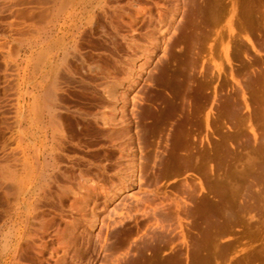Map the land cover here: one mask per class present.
<instances>
[{
	"label": "rangeland",
	"instance_id": "374dc122",
	"mask_svg": "<svg viewBox=\"0 0 264 264\" xmlns=\"http://www.w3.org/2000/svg\"><path fill=\"white\" fill-rule=\"evenodd\" d=\"M96 1L70 35L67 60L59 61L57 76L46 82L55 95L51 97L59 134L51 127L45 133L36 120L43 97L28 98L33 129L24 135L19 131L22 85L19 71H9L7 65L16 62L20 44L8 18L0 16V164L15 156L19 169L27 167L21 176L23 189H31L42 170L41 183L46 186L33 195L29 206L0 189V227L8 221L0 231L1 264L9 261L8 249L15 243L14 264H193L195 236L188 230L185 205L206 195L198 177L207 187V176L194 168L163 174L150 160L149 154L157 153L159 159L170 152L176 120L154 135L148 147L143 145L145 150L138 148L144 130L141 117L148 107L163 108L153 102L162 97L188 98L191 103L183 110L191 119L186 142L202 153L203 167L204 153L213 146L217 173L223 176L236 168L240 185L248 179L255 183L244 210L239 209L243 186L234 202L222 196L226 189L215 188L214 198H224L236 214L232 223L219 215L226 226L215 240L219 257L212 258V264H264V0L236 1L238 8L235 0H226L222 17L219 14L217 20L214 14L213 19L210 12L204 16L209 20L196 18L204 24L192 33L188 25L195 18L189 12L202 0ZM233 4L239 15L233 17L230 31ZM188 37L196 41L192 44ZM228 43L231 63L225 55ZM36 51L30 57L31 69L45 60ZM167 61L172 77L183 70L174 77L182 80L178 94L159 83ZM37 73L33 79L39 80ZM188 84L199 91L191 92ZM191 99L197 100L194 106ZM114 108L115 120L110 122ZM209 110L215 119L213 130L206 123ZM140 163L142 169L138 166L134 178H128Z\"/></svg>",
	"mask_w": 264,
	"mask_h": 264
},
{
	"label": "bare ground",
	"instance_id": "6f19581e",
	"mask_svg": "<svg viewBox=\"0 0 264 264\" xmlns=\"http://www.w3.org/2000/svg\"><path fill=\"white\" fill-rule=\"evenodd\" d=\"M193 1H198V0H193ZM224 1H226V0H202V2H200V3H198L199 2L198 1L197 3L199 5L198 6L196 5L197 8L195 7V9H194L196 11H192L193 7L191 6L192 10L191 11L189 10L190 11L189 13L192 14L193 18L198 19V17H199L201 20H203L201 17H204L207 14H210V12H211L213 14H210L208 16H213L214 18L211 17L213 19H216V17L218 16L217 17V20H218L219 14H221L220 17H222L221 12L223 11V7L226 6V5H224ZM236 1L240 2V3H241V1H242V3L247 2V0H235V1H233V3H235ZM249 1H251V0H249ZM95 2H97V1L96 0H0V16L4 15V16H6V18H8L7 23H8L9 29H11V31L13 30L15 32V40H16V42L17 41L19 42V43L17 42L18 44H20L19 49H18V53H17L16 62L13 61L11 63H8L7 69H9V71H12L13 69H17L19 71L17 74L20 76L19 79L21 81L20 83L22 85V91L20 89V95L18 98L19 114L20 115H19V123H17V124L19 126V131H21L22 135H24L26 132L33 129V126H32V124H30L31 122H29V117H28L29 116V107H30V105L28 103V101H29L28 98H30V97H33L32 99H34L35 101H37L38 97L40 100H42L41 98L43 97L42 107H40L38 109L40 112H39V116H37V118H36V120L39 124H43V127H44L43 131H45V133H47V131L49 130L48 128L51 127V128H53V130H55V133H57V134L60 133L61 126H60V123L58 122V120L55 116L56 112L54 113L55 110H53L55 100L53 101V98L51 97V96H55V95H52L53 91L50 90V89H52V87H51L52 85L50 86V84H49V86H48V85H46V82L52 75H54L53 77H55V75L59 71V70H57L59 67L58 64H60L59 61H61V60L63 61L64 59L67 58L66 55H68V53L70 52L69 51V46H70L69 43L72 39L70 37V35H71L73 29H75L78 22L81 21V19L83 18L84 15H86L85 13L89 10V7H91V10H92V7H95V4H97ZM227 3H229V2H227ZM195 4L196 3H194V5ZM239 5H241V4H239ZM237 6L238 5L236 4V7ZM232 7H233V9H232L233 12H232L231 18L229 19L230 31L234 30L233 17L236 16V14L239 15V13H234V10H236L234 4L232 5ZM24 8H26L28 10V12H24L23 11ZM229 10H230V8H229ZM238 11H236V12H238ZM245 11L243 10V12H245ZM247 11L249 12V10H247ZM249 13L254 15V13L252 11H250ZM214 14L217 16L215 17ZM18 15L19 16L21 15V17H25L27 19H25V18L19 19L21 17L18 18L17 17ZM258 17H260V16H258ZM209 18L210 17H208V19L205 18V20L206 19L209 20ZM236 18H238V17H236ZM195 19L194 20L191 19L193 21L190 20L189 25L187 24L189 32L191 29L193 30L194 28L198 27L200 25L199 23L202 22L200 20L198 21L197 19L196 20ZM249 19H247V21ZM202 23L204 24V22H202ZM248 23H249V21H248ZM80 24L78 25V28H79ZM243 26H244V24H243ZM200 27H201V25H200ZM200 27L198 28L199 31H200ZM185 28H187V26ZM185 28H184V30H185ZM188 30L185 31L186 32L185 34H187ZM192 30H191V33L193 32ZM245 30H246V28H245ZM246 32H247V30H246ZM194 34H195V32H194ZM194 34H193V38H194ZM196 34H198V33H196ZM189 35H191V34H189ZM184 37H186V35H184ZM190 37L192 38V36H190ZM190 37H188V38H190ZM191 38H190L191 43H192V41H196V40L191 39ZM239 39H241V38H239ZM246 39L248 40V42L250 44H252V47L256 48L254 41L248 35H246ZM198 40H199V38H198ZM257 40H259V39H257ZM180 41H182V40H180ZM195 44H196V46L198 45L197 42ZM37 49L40 50V51H38L39 54H43L42 57H44L45 60L43 62V61H41V60H43V58L40 59V61L43 64L41 62H39V63H41L40 65H39V63H37L35 65V67L33 66L34 68L31 69V64L33 62V61L31 62V60L34 57H32V59L30 57L33 56V54L37 53V51H36ZM225 52H226V54H225L226 59L228 61H230V43H228L225 46ZM37 55H38V53H37ZM230 63H231V61H230ZM221 65H219V68H221L220 67ZM22 68H23V70H22L23 74H21V71H20ZM29 68H30V70H29ZM163 68H164V71H163L162 75L160 74L161 77L159 76V79H160L159 83H161L163 85L165 84L167 86H170L171 88H174V90H175L174 92L177 93V91H180L179 90L180 86H182L181 85L182 80L181 79L179 80V78L177 79L174 77H178L183 72V70H182V72H181V70L177 71L175 73V75L172 77L173 74L169 73L171 67H170L168 61L165 62ZM38 70H39V78L40 79L38 80V78L36 77L34 79H37V80H34L33 77L38 74L37 73ZM172 72H173V70H172ZM169 79H172L174 84L173 83L170 84V82H172V81L170 80V82H168ZM175 79H177V80L175 81ZM189 80H190V78H189ZM188 85L190 86V84H188ZM189 86H188V88H189ZM193 87L194 86H192V87L190 86V88L188 90H190V91L192 90L191 92H193L194 91L192 89ZM186 88L185 87L183 88L184 91ZM196 91H199V90L196 89ZM196 91H194V92L196 93ZM190 95H191V93H190ZM182 98H183V96H182ZM186 98L187 97H185V99ZM195 98H197V97H195ZM54 99H56V98H54ZM192 99H191V101H192ZM186 100L188 101V98ZM186 100H184V99L178 100L176 97L165 98V99L162 97V100L157 99V100L153 101L155 103V105L156 104L159 105L158 108L160 107V105L163 106V108H161L160 110L158 108H156L158 110H155V109L153 110V109L148 107L146 112L143 113L144 115H142L141 119L144 121V128L142 126V129H144V130H143V133L141 132L142 137H141V135H140L141 138L139 137L140 142H139L138 148H140L141 151L145 150L143 145H145V146L147 145V147H148V144L150 143L151 138L154 135L156 136V134L158 135V134L162 133L163 129L164 130L167 129L166 127H167L168 123H170L172 120H176L177 127H175V128H177V129H176V131L174 130L175 133H173V140H172L173 143H172V147L170 149V152H168V154L165 157H162V158L159 157V159H157V157L159 156V155H157V153L149 154L152 157L151 156L150 157L148 156V157L150 158V160L153 159L152 163H154V164L157 163L156 164L157 166L158 165L161 166V171H162L161 173H163V174L175 173V171H177L180 168H185L188 170H191L192 168L198 169V170L202 169L203 173L205 172L204 176H207V183H208L207 187H206L204 181L202 180V178H200V177H198V178H199V183L201 185L200 188L207 190L206 195L202 198L201 201L192 200L190 204L186 203L184 216L186 217L187 222H188L187 226H188L189 232L190 233L192 232L194 234L193 236H195L194 237L195 240H194V244H193V246H194L193 252L191 255L192 260H193V264H203V263L204 264H212L211 259L215 258L219 255L218 254L219 249H218V252L216 250L215 240H216L217 236L220 234L221 229L222 228H223V230L225 229V226H226L225 223L232 220L231 216L233 217V215L235 213L232 207H230V206L228 207V203L226 202V200L224 198H227L226 196H229V197L234 199L233 200V202H234L236 199L235 197H236L237 193L239 192L238 191L239 188L243 186L242 187L243 192L240 194L242 201L239 204V209L243 208V210H244V208L247 205L245 203L246 200L248 199L247 197L249 196V194L251 195L252 188L254 187L253 184L255 185V183H253V181H249V179H248V182L247 183L245 182L246 184L241 181L243 183V185H240L239 182L241 179H239L240 175H238V172H240V171H238L236 168L233 171H230L229 174L228 173H225V175L223 174V176H221V173H217V168L219 167L218 166L219 164H216L217 163L216 162L217 155H216V151H215L213 146H210L206 150V152L204 153V156L206 159L205 160L206 164H205V167H203V164L201 162L202 153H200L198 150H196V148L195 149L191 148V146L186 142V141H188L186 136H185L186 135V127L190 124V123L187 124V122H189L191 120V119H189V121L187 120V115H185L184 111H183L184 107H187V104H188V106H189V104H191L190 102H186ZM196 102H197V100H196ZM196 102H194V100H193L192 105ZM198 104H199V102H198ZM195 107H197V105ZM116 111L117 110L114 108L113 114L109 115L110 122L115 120L114 114H116ZM186 111L188 112L187 109H186ZM188 116H189V114H188ZM206 116H207L206 117L207 126L211 130H213L215 128V127L213 128V124L215 125V123H214L215 119L211 113V110L208 111ZM191 117L193 119V116H191ZM175 126H176V124H175ZM39 128L41 129L42 125ZM251 128H252V131L255 132V128L253 127V125L251 126ZM40 129H39V131H40ZM187 129H188V127H187ZM40 132H42V129ZM187 133H188V130H187ZM190 141H189L190 144L193 143L192 141L191 142ZM199 150H201V149H199ZM222 153H223V151H222ZM141 158L145 159V156H141ZM7 159H5L7 161L0 164V189H3L7 195L12 196L13 198L16 199V201H17V199L20 198L19 199L20 202H18V203H20V205L25 204V205L29 206L32 203L33 195L38 194V191H40L41 188H43L44 181H43V184L41 183V181H42V179H44V171L42 170L43 172L40 171L42 173H40V172L38 173V176L36 178L39 180L34 182L33 187L32 188L29 187L31 189L27 188L25 190V189H23L25 186L24 187L21 186V182H22L21 176H22V171H24V172L27 171V167L24 165V167L19 169L16 165L17 158L15 156H13V157L9 156ZM129 159H132V158H129ZM251 161H253V160L251 159ZM260 162H262V161H260ZM263 163H264V161H263ZM140 165H141V163L138 165L134 164V166H133L134 169L130 173L128 178H131V179L134 178V176H135L134 173L137 170V168H139L138 166H140ZM141 166H144V164ZM141 166H140V168H141ZM250 167H252V166H250ZM245 170H246V168H245ZM179 172H180V170H179ZM142 177L140 179H142ZM252 179H254V178H252ZM22 185H23V183H22ZM191 186H193V185H191ZM44 188H46V186ZM215 188L226 189L224 191L225 195H222L224 198H222V197L214 198ZM191 192H192V190H191ZM256 197L253 198V200L257 199ZM237 205H238V202H237ZM248 205H249V202H248ZM235 211H237V210H235ZM178 213L176 215H177L179 222L181 223L180 220L182 217H180ZM221 213L223 214L222 216L226 217V218L224 217L226 219V222H224V220H225L224 218L221 219L219 217V215ZM28 218H29V216H27L25 218V220L22 221L24 223L25 227H27L29 225V219ZM7 222L8 221L6 220L3 223V225L0 227V231L3 229V227H5ZM198 229H200V232ZM226 231H228V230H226ZM184 236H186V235L184 234ZM9 247L10 246H8V248ZM17 249L18 248H17L16 243L13 246L11 244V247L8 249L9 250L8 256H6L7 258H9V261L6 264H14L15 263V259L17 257ZM187 258H190V256L188 255ZM0 264H1V262H0Z\"/></svg>",
	"mask_w": 264,
	"mask_h": 264
}]
</instances>
